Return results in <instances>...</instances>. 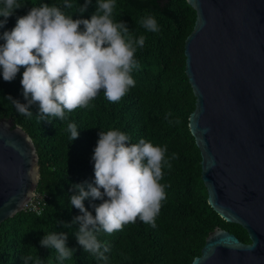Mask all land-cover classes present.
<instances>
[{
  "label": "trees",
  "instance_id": "1",
  "mask_svg": "<svg viewBox=\"0 0 264 264\" xmlns=\"http://www.w3.org/2000/svg\"><path fill=\"white\" fill-rule=\"evenodd\" d=\"M19 2L23 7L7 18L0 36L11 31L17 19L33 6L42 3L61 7L73 19H90L97 8V0H91L83 14L77 9L85 0H69L74 5L72 9L64 8L63 0ZM149 15L156 19L159 32H149L141 26L140 20ZM113 18L125 22L135 38L141 35L146 38L144 47H138L135 54L140 64L131 73L135 86L117 103L109 102L101 91L88 108L66 112L63 121L51 117L50 122L40 120L37 105L29 108L32 117L21 116L7 97L27 103L20 83L25 69L21 68L11 82L3 80L0 70V118L12 119L14 125H21L31 136L40 174L35 191L45 194L40 214L24 208L0 222V264H24L23 255L33 257L30 264H35L37 259L43 264H60L54 249L40 245L43 236L51 232L66 233V246L75 249L73 257L63 264H103L78 244L74 234L78 224L69 229L59 222L70 224L75 216L81 215L70 203V197L75 194L72 186L94 184V148L98 133L108 130L124 132L131 138L130 143L144 138L154 146L167 145L166 159L173 153L178 156L170 159L171 169L163 168L160 183L166 185V199L155 228L137 220L111 235L97 234L102 243L107 241L111 245V251L106 253L108 264H190L215 226L235 233L244 242L250 241L245 229L223 220L207 203L200 175V151L188 127L195 97L184 71V40L193 28L194 9L186 0H116ZM3 43L0 39V44ZM69 123H75L79 132L73 141L67 131ZM100 203L91 198L84 201L93 216L95 210L91 205Z\"/></svg>",
  "mask_w": 264,
  "mask_h": 264
},
{
  "label": "clouds",
  "instance_id": "2",
  "mask_svg": "<svg viewBox=\"0 0 264 264\" xmlns=\"http://www.w3.org/2000/svg\"><path fill=\"white\" fill-rule=\"evenodd\" d=\"M0 3L3 5L0 17H4L0 28H3L7 18L23 5L19 0ZM90 3L91 0H85L77 12L83 14ZM115 6L116 0H97L90 19H73L61 7L42 3L33 6L17 19L11 31L0 36L5 41L0 44L3 80L11 82L21 68L25 69L20 83L27 103L7 97L19 115L32 117L29 108L37 105L40 120L50 122L51 117L63 121L66 112L88 108L101 91L109 102L117 103L135 86L131 73L140 68L135 54L138 47H144L146 38L143 35L135 38L125 22L114 20ZM63 7L72 9L74 5L63 0ZM140 24L149 32L160 30L151 15L143 17ZM67 131L71 141L78 138L75 123H69ZM98 137L92 156L94 184L72 186L75 194L70 203L81 215L75 216L70 224L59 223L69 229L78 224L74 233L78 244L97 261L108 264L106 253L111 251V245L107 241L102 243L97 234L111 235L137 220L155 228L166 199V185L160 183L163 168L171 169L170 159L178 156L173 153L166 159L167 145L154 146L144 138L130 143L131 138L119 130L100 131ZM89 198L102 201L91 205L95 216L85 207L84 201ZM67 239L66 233L51 232L43 236L40 245L54 249L58 254L56 260L63 264L75 251L66 246ZM21 259L24 264L33 261L31 255H23ZM35 264L43 261L37 259Z\"/></svg>",
  "mask_w": 264,
  "mask_h": 264
},
{
  "label": "water",
  "instance_id": "3",
  "mask_svg": "<svg viewBox=\"0 0 264 264\" xmlns=\"http://www.w3.org/2000/svg\"><path fill=\"white\" fill-rule=\"evenodd\" d=\"M186 1L195 11L184 40L188 127L207 203L250 239L215 226L190 264H264V0ZM39 177L31 136L0 118V222L24 209Z\"/></svg>",
  "mask_w": 264,
  "mask_h": 264
},
{
  "label": "built area",
  "instance_id": "4",
  "mask_svg": "<svg viewBox=\"0 0 264 264\" xmlns=\"http://www.w3.org/2000/svg\"><path fill=\"white\" fill-rule=\"evenodd\" d=\"M45 194H40L36 191L32 194L30 200L26 203L24 208H29L32 212L40 214L42 206L45 203Z\"/></svg>",
  "mask_w": 264,
  "mask_h": 264
},
{
  "label": "bare ground",
  "instance_id": "5",
  "mask_svg": "<svg viewBox=\"0 0 264 264\" xmlns=\"http://www.w3.org/2000/svg\"><path fill=\"white\" fill-rule=\"evenodd\" d=\"M32 197V196H31ZM29 201V200H28Z\"/></svg>",
  "mask_w": 264,
  "mask_h": 264
},
{
  "label": "flooded vegetation",
  "instance_id": "6",
  "mask_svg": "<svg viewBox=\"0 0 264 264\" xmlns=\"http://www.w3.org/2000/svg\"><path fill=\"white\" fill-rule=\"evenodd\" d=\"M235 234V233H234Z\"/></svg>",
  "mask_w": 264,
  "mask_h": 264
}]
</instances>
